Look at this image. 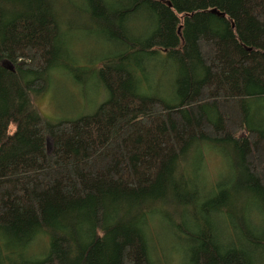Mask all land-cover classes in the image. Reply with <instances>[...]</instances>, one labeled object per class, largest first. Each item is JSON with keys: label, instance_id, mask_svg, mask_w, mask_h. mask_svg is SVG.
Masks as SVG:
<instances>
[{"label": "trees", "instance_id": "trees-1", "mask_svg": "<svg viewBox=\"0 0 264 264\" xmlns=\"http://www.w3.org/2000/svg\"><path fill=\"white\" fill-rule=\"evenodd\" d=\"M79 28L104 98L52 123ZM0 264H264V0H0Z\"/></svg>", "mask_w": 264, "mask_h": 264}, {"label": "rangeland", "instance_id": "rangeland-1", "mask_svg": "<svg viewBox=\"0 0 264 264\" xmlns=\"http://www.w3.org/2000/svg\"><path fill=\"white\" fill-rule=\"evenodd\" d=\"M74 22L76 26L80 25L79 21L74 20ZM140 23L141 20H135V25ZM89 32L79 28L73 34L76 38V43L74 41L70 43L71 40L69 39V46L73 58L75 57L78 60V62L71 65L78 71L73 74L76 80L72 79L64 72H55L50 76L46 91L37 97L31 98L32 106L44 119H46V121L56 123L60 120L73 118L82 113H89L98 103H101L104 98L102 88L98 86L99 84L94 79L93 74H89V72L91 69L100 66V64L97 63L98 59L112 48L108 49V46L105 45V41H100L101 44L99 43V45L92 44L94 36L92 30H89ZM155 67V65L151 67L153 69V83H155L158 76L162 74L158 70L155 71ZM253 115L255 116L254 112ZM252 120L254 121L253 118ZM12 131L13 126L10 125L7 129V133L11 134ZM48 149H50L49 140ZM206 161L208 171L205 169L204 174L202 173L200 176H195L192 180L193 186L197 191L198 186L199 191L208 192L214 182H227L231 180V172L226 171L227 163L220 157L217 151L208 150ZM199 194H201V192H199ZM156 227L157 237L163 250L166 253L172 254L174 252L172 247L173 242L166 236L165 225L159 222L156 224ZM169 249H171L170 252ZM176 250L179 256V252H182L181 246L178 245ZM178 256L176 257V262Z\"/></svg>", "mask_w": 264, "mask_h": 264}, {"label": "water", "instance_id": "water-1", "mask_svg": "<svg viewBox=\"0 0 264 264\" xmlns=\"http://www.w3.org/2000/svg\"><path fill=\"white\" fill-rule=\"evenodd\" d=\"M209 13H211V14H215V15H217V16H220V17H223L224 16V14L223 13H217L215 10H209L208 11ZM46 148L48 149V141H46Z\"/></svg>", "mask_w": 264, "mask_h": 264}]
</instances>
